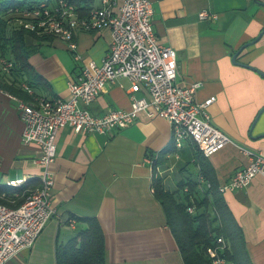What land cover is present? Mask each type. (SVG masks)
<instances>
[{"label": "crops", "instance_id": "0c3cea01", "mask_svg": "<svg viewBox=\"0 0 264 264\" xmlns=\"http://www.w3.org/2000/svg\"><path fill=\"white\" fill-rule=\"evenodd\" d=\"M88 1L90 8L101 4ZM152 8L157 39L176 51V81L201 82L197 101L215 96L209 106L211 120L230 140L207 161L221 185L248 163L247 150L264 152V0H152ZM202 11L208 15L201 17ZM74 38L78 58L62 39L28 36L34 49L28 61L42 78L32 86L37 94L67 97L68 82L89 60L101 63L112 34L105 26L77 30ZM236 52L237 63L232 59ZM129 85L126 78L107 82L87 108L94 115L128 109ZM12 96L0 87V188L6 190L11 188L6 180H38L42 168L39 146L21 141L23 122ZM171 146L168 120L148 118L144 112L131 125L108 134L60 128L50 166L55 214L34 244L7 264H57V246L87 226L78 219L83 217H95L101 226L105 264H184L152 182L155 174L168 190L176 191L181 181L196 180L195 144L185 140L166 153L158 171L146 161ZM222 194L242 228L251 262L264 264V175Z\"/></svg>", "mask_w": 264, "mask_h": 264}, {"label": "built area", "instance_id": "2783aa9c", "mask_svg": "<svg viewBox=\"0 0 264 264\" xmlns=\"http://www.w3.org/2000/svg\"><path fill=\"white\" fill-rule=\"evenodd\" d=\"M101 4L81 12L71 0H40L37 3L9 11V23L14 28L26 29L37 35H50L67 42L75 53L77 30L111 29L112 40L100 64L89 60L83 64L76 79L68 82L67 97H46L37 94L22 82V89L31 96L17 100L23 130V144L34 143L40 148L38 162L41 172L39 184L27 190L24 201L17 206L0 202V264H7L22 249L31 247L55 214L50 202L54 177L50 170L56 155V135L60 128L70 126L76 132L111 133L131 125L140 112L148 118L164 117L171 127L172 143L180 148L185 140L193 142L206 157L219 151L230 137L211 120L209 106L215 96L197 101L199 81L180 84L176 81L177 55L174 48L157 39L152 25V0H100ZM1 15V14H0ZM207 12H200L206 17ZM0 67L10 73L13 62L0 57ZM126 78L130 85L128 109L108 110L94 115L87 108L103 90L107 82ZM142 91V95H137ZM248 163L237 167L228 180L218 186L221 193L248 185L258 174L264 175V152L246 151ZM158 154L147 157L153 170ZM155 176V174H154ZM205 183L202 177L199 178ZM25 177L4 182L9 187H20ZM186 190V187H185ZM5 196V190L1 197ZM193 212L194 206H187ZM220 247H208L213 264H225Z\"/></svg>", "mask_w": 264, "mask_h": 264}, {"label": "trees", "instance_id": "16d2710c", "mask_svg": "<svg viewBox=\"0 0 264 264\" xmlns=\"http://www.w3.org/2000/svg\"><path fill=\"white\" fill-rule=\"evenodd\" d=\"M40 0H0V57L13 62L10 73L0 67V87L24 100H30L21 87L25 82L33 86L42 78L34 71L28 58L33 52L28 36L49 39L54 36L37 35L26 29L14 28L9 20V11L30 6ZM83 13L91 6L88 0H71ZM174 145L158 154L156 164L162 162L166 153L174 149ZM196 180L181 181L176 191L168 190L160 176H154L152 187L155 197L159 200L165 213L166 223L181 254L184 264H213L207 253L208 247H220L217 241H224L220 255L225 264H253L249 257L245 237L238 220L233 215L223 194L218 190L213 168L196 147ZM202 177L205 183L200 181ZM39 184L37 179L27 180L20 187L8 190L0 188V202L10 206L21 204L27 190ZM186 187V190H185ZM5 190V196L1 197ZM194 206V211H187V206ZM87 226L80 228L66 243L56 248L57 264H105L104 234L95 217L78 218Z\"/></svg>", "mask_w": 264, "mask_h": 264}, {"label": "water", "instance_id": "95a60500", "mask_svg": "<svg viewBox=\"0 0 264 264\" xmlns=\"http://www.w3.org/2000/svg\"><path fill=\"white\" fill-rule=\"evenodd\" d=\"M254 41V40H253ZM251 43V42H250ZM249 43H246V44H243V46L242 47H245L246 45H248ZM237 54H238V52H236L234 55H233V61L234 62H236L237 63V61H236V57H237ZM248 67H251V66H248ZM257 119V118H256Z\"/></svg>", "mask_w": 264, "mask_h": 264}]
</instances>
